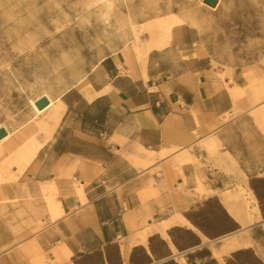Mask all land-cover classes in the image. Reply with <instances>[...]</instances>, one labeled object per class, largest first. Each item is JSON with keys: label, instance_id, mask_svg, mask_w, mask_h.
Masks as SVG:
<instances>
[{"label": "crops", "instance_id": "1", "mask_svg": "<svg viewBox=\"0 0 264 264\" xmlns=\"http://www.w3.org/2000/svg\"><path fill=\"white\" fill-rule=\"evenodd\" d=\"M170 31L101 58L77 107L36 115L0 264H264L261 85L213 69L202 31Z\"/></svg>", "mask_w": 264, "mask_h": 264}, {"label": "rangeland", "instance_id": "2", "mask_svg": "<svg viewBox=\"0 0 264 264\" xmlns=\"http://www.w3.org/2000/svg\"><path fill=\"white\" fill-rule=\"evenodd\" d=\"M201 1L0 0V125L16 136L34 119L32 137L39 149L35 135L43 126L29 100L45 93L77 107L76 84L86 73L101 58L128 45L135 48L144 33L159 30L156 18L170 13L180 14L184 23L203 32L200 46L207 50H200L199 55L213 69H235L246 83L252 75L256 84L264 86V0H219L215 7ZM133 28L142 31L138 39ZM61 106L57 101L52 113ZM2 163L3 158L0 204H7L14 202L8 199L9 188L24 178L19 179L20 173L11 180Z\"/></svg>", "mask_w": 264, "mask_h": 264}, {"label": "bare ground", "instance_id": "3", "mask_svg": "<svg viewBox=\"0 0 264 264\" xmlns=\"http://www.w3.org/2000/svg\"><path fill=\"white\" fill-rule=\"evenodd\" d=\"M124 3H125V1H124ZM200 3L204 4V2H202V1ZM212 10H214V9H212ZM191 14H192L191 17L193 16L192 18L194 19L193 13H191ZM177 15L170 13V14L164 15L163 17L156 18L157 28L159 29L161 34L164 33L167 36L169 34V31H170V28L172 27V25L184 23V19L182 18V16L180 17V14H179V16H177ZM184 15H185V12H184ZM129 17H128V19H129ZM185 18H186V15H185ZM188 18H190V16ZM188 18H186V19H188ZM195 19H197V17ZM126 21H127V19H126ZM126 21H125V23H126ZM194 22L192 21L193 25H194ZM141 32L142 31L140 29L136 30L133 28L132 34L134 35L135 39H138V36ZM137 50H139V49H137ZM242 90H244V89H241V91ZM255 91H256L255 93H256L257 98H259L262 94H264V88H262L261 86H257L255 88ZM41 97H45L48 100V104L45 107L39 109L36 107L35 102L38 99H40ZM54 101H59V99L58 98L51 99L47 94L44 93L35 99L29 100V105H30L31 110L34 112L35 117H36V115H38V114L42 115V112H44L47 108L54 105ZM253 101H254V99H253ZM53 117L55 119L56 115H54ZM33 121H34V119L28 120V122L25 124L26 125L25 130L22 131L21 133L18 132V134L16 136H12L14 134L11 131H9L6 126H4L3 124L0 125V130L2 129L6 133V135L0 139V159L3 158V163H2L3 170L7 171L9 173L11 180L14 179L15 177H17L20 173H22L24 171V169L26 168V166L30 163L32 158L35 156V154H37L38 145L33 140V137H32L33 130L36 127V125L32 123ZM22 130H23V128H22ZM12 137H14V138H12ZM50 187L48 188V191L50 192L49 196L45 195V198L47 199L50 206H57L54 189L50 188Z\"/></svg>", "mask_w": 264, "mask_h": 264}, {"label": "water", "instance_id": "4", "mask_svg": "<svg viewBox=\"0 0 264 264\" xmlns=\"http://www.w3.org/2000/svg\"><path fill=\"white\" fill-rule=\"evenodd\" d=\"M204 3L210 7H215L217 4V0H204ZM48 104V100L45 97H41L35 102L37 108L41 109ZM6 135L4 130H0V139Z\"/></svg>", "mask_w": 264, "mask_h": 264}]
</instances>
